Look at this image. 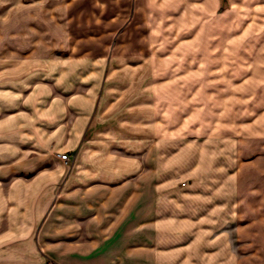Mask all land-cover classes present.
<instances>
[{
    "label": "rangeland",
    "instance_id": "rangeland-1",
    "mask_svg": "<svg viewBox=\"0 0 264 264\" xmlns=\"http://www.w3.org/2000/svg\"><path fill=\"white\" fill-rule=\"evenodd\" d=\"M263 5L21 0L0 18V58L30 56L36 66L43 57L98 58L95 93L125 92L127 106L143 107V125L160 124L143 135L137 182L115 188L114 211L147 220L125 231L129 244L113 264H264ZM107 77L124 87L107 86ZM39 248L55 264L57 246Z\"/></svg>",
    "mask_w": 264,
    "mask_h": 264
},
{
    "label": "crops",
    "instance_id": "crops-1",
    "mask_svg": "<svg viewBox=\"0 0 264 264\" xmlns=\"http://www.w3.org/2000/svg\"><path fill=\"white\" fill-rule=\"evenodd\" d=\"M19 1L0 0V18L14 12ZM16 58H0V264H47L39 246L50 244L58 249L55 264H113L129 244L125 231L147 220L126 217L122 206L114 211L115 188L140 177L143 135L147 129L157 133L160 124L153 130L143 125V107L127 106L125 92H112L116 101L109 87L95 93L98 58L43 57L37 66L30 56ZM106 80L107 86L125 85ZM71 84L79 92L66 93ZM130 138L141 142L131 146ZM56 152L72 153L73 160Z\"/></svg>",
    "mask_w": 264,
    "mask_h": 264
},
{
    "label": "built area",
    "instance_id": "built-area-1",
    "mask_svg": "<svg viewBox=\"0 0 264 264\" xmlns=\"http://www.w3.org/2000/svg\"><path fill=\"white\" fill-rule=\"evenodd\" d=\"M57 156L64 161H67L70 158L69 153L67 152H58Z\"/></svg>",
    "mask_w": 264,
    "mask_h": 264
}]
</instances>
